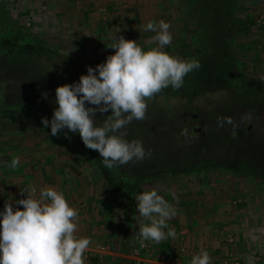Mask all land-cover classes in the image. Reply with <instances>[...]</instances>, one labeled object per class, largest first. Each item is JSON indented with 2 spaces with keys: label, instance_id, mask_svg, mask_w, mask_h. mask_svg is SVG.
<instances>
[{
  "label": "rangeland",
  "instance_id": "1",
  "mask_svg": "<svg viewBox=\"0 0 264 264\" xmlns=\"http://www.w3.org/2000/svg\"><path fill=\"white\" fill-rule=\"evenodd\" d=\"M0 6L8 11L15 26L23 29L24 37L40 40L53 51L59 50L56 52L59 58L61 53L65 57L58 60L60 63L43 59L44 62L40 61V64L44 63L42 70L40 64H28L26 72L14 70L17 77H22L25 82L19 91L10 80L12 75L7 70L0 71V110L12 107L17 98L24 97V109L33 113L30 118L33 116L38 120L36 124L31 120L2 119L0 123L6 122L0 126H5L14 137L47 138L49 146L62 149L57 151L64 154V161H60L69 170L68 175L83 187L82 195L86 194V200L90 201L89 196L93 200L90 219L99 218L100 231L108 237L111 233V238L100 240L90 248L96 251L95 261L91 263L139 262L141 255L136 258L133 250L141 243L139 225L145 220L139 216L135 200L138 194L132 188L140 186L139 182L143 181L144 189L149 190L151 182L146 177L151 173L155 178L161 176L160 179H164L158 186L161 190L169 186L168 182L175 191L180 185L191 188L193 192L186 190L188 193L185 195L191 198L190 202L195 197L201 198L194 193L200 189L198 186L207 184L211 187L202 188L204 192L200 195L204 196L203 199H195L191 204L202 209L198 216L211 210L208 229H203V223L199 225L206 218L198 217L195 218L200 222L192 225L194 230L189 232L181 226L189 244L183 243L170 253L178 264H190L191 254H200L202 250L209 253L211 264H220L226 258L236 259L241 264H258L259 258L264 256V182L249 176L252 172L264 173V0H238L237 14L229 21L233 32L230 40L232 67L254 83L253 92L257 97L244 90L241 101L232 97L228 99V86L234 92L246 88L239 75L230 74L212 79L214 82L221 79L220 83L226 84L208 88L198 103L192 100L191 95L186 98L175 96V91L183 97L182 93L189 90L185 88V82L180 87L182 91L172 87L163 89L167 94L148 108L151 120L147 125L146 116L144 123L133 121L127 126V139L142 142L145 158L112 170L104 167L97 151L91 150L95 160H87L89 155L79 147L78 140H71L68 134L66 138L64 133L69 131L63 130V133L52 136L50 127L44 128L42 118L51 120L56 107L55 89L79 82V77L87 74L85 65L95 68L108 55L114 54L115 50L109 47L113 38L123 36L135 40L145 51L158 47L152 39L156 33L144 30L149 21L158 23L164 20L171 25L169 31L173 42L163 51L187 60L196 48L192 43L195 25L191 0H0ZM0 32L8 35L3 34L6 33L3 29ZM69 55L78 64L62 68L72 61ZM23 59L28 63L34 61L30 56ZM57 66L61 68L58 74ZM169 88L170 93L167 92ZM42 93H47L46 99ZM234 101L237 105L226 107L228 102ZM191 105L193 107L189 108ZM217 107L222 108L204 117ZM110 114V111L103 115L97 113L95 119L100 123ZM227 118L233 123H228ZM185 129L187 135H182ZM18 151V148L13 150L15 156ZM196 156L198 158L195 159ZM234 158L238 160V170L233 167ZM181 168L209 173L177 182H174L175 178L166 177L172 176L169 172H180ZM115 178L118 180H113ZM204 200L211 203L202 205ZM181 249L186 252H181ZM118 250H123V256L112 255ZM178 250L179 254L175 252Z\"/></svg>",
  "mask_w": 264,
  "mask_h": 264
},
{
  "label": "clouds",
  "instance_id": "2",
  "mask_svg": "<svg viewBox=\"0 0 264 264\" xmlns=\"http://www.w3.org/2000/svg\"><path fill=\"white\" fill-rule=\"evenodd\" d=\"M170 28L164 20L149 21L144 30L156 33L152 39L158 47L147 51L135 40L113 38L109 47L114 54L95 68L89 66L79 82L56 87V107L51 120L42 118L44 128L50 127L52 136L65 129L79 133L84 146L97 151L109 170L142 161L146 156L143 144L127 139V126L146 118L148 100L165 88L179 89L184 78L201 66L198 60H184L163 51L173 42ZM42 97L46 99L47 93ZM109 111L111 114L98 123L96 114ZM227 122L233 123L230 118ZM182 135H187L186 129ZM2 163L15 170L20 158ZM25 192L27 198L15 201L22 207L6 202L0 212V264H85L84 253L92 242L89 237H77L78 211L63 193L51 187L41 188L39 198L35 187L21 195ZM135 200L139 216L148 222L139 225L142 246L145 241L160 243L176 237L175 229L167 223L176 215L173 205L156 190L141 192ZM190 264H211V257L202 250Z\"/></svg>",
  "mask_w": 264,
  "mask_h": 264
},
{
  "label": "crops",
  "instance_id": "3",
  "mask_svg": "<svg viewBox=\"0 0 264 264\" xmlns=\"http://www.w3.org/2000/svg\"><path fill=\"white\" fill-rule=\"evenodd\" d=\"M5 122L0 124L4 125ZM8 131L9 130H6L5 126H0V212L4 210V205L6 202L12 203L14 207H22L16 205L15 201L22 198H27V193L25 192L22 196L21 191L29 187H35L37 189V198H39V190L41 188L51 187L54 190L63 193L69 205L78 211L79 219L77 221V237H89L92 242L89 248L95 247L98 241L106 239L108 235L103 234L99 229L100 219H90L89 210H91L93 207V205H91L93 202L91 196H89L90 201L88 200V204V201L86 200V194L82 195L84 193V191L82 190L83 187L79 186L75 179L70 178V175H68L69 170H67L63 162H61L64 159V154H61L58 151H62V149L49 146L47 138L31 137L26 135L14 137L15 135L13 136V133ZM17 148L19 149V151L15 156L13 150ZM17 156L20 158V164L15 170L3 165V161H8L10 163L11 160ZM169 173H171L172 176L166 177L175 178L174 182L181 181L180 179L185 180L186 177L200 176L193 175V172H190L189 170L180 172L174 171ZM149 174L150 175H147L146 177L151 182L150 184H148L149 190H145L143 187V181H140L139 183H141V185H136V194L144 191L156 190L159 195L163 196L166 201L169 204L173 205L176 209V215L167 221L169 227L175 229L176 237H169L168 239L163 240L160 243L146 241L151 250L148 248V252L142 254L141 258H139L140 264H159L163 258L170 255L171 252H174V249H177L183 243H185V245L189 244L187 243L188 239L185 237V231L181 226H184L189 232L190 230H194L192 225H198V222H200L196 219L198 217L200 219L206 218L204 221L201 220L199 225L203 223L201 224L203 226V229H208V221L212 218L209 214L211 210L207 211L206 214L205 212H203L198 216L197 213L202 209L196 208L191 204L195 199H203L204 196L200 195L204 192L201 190L202 188H206L205 186H207L208 188L211 187H209L207 184L200 187L198 186V188L200 189L195 191L194 193L201 198L195 197L190 202L189 200L191 198L186 197L185 195L188 193L187 191L191 193L193 192L190 191L191 188H184L180 185L179 188L175 191L171 187V184L168 182L169 186L166 185L165 189L161 190V187L159 188L158 186L159 184H162V182H164L162 181L164 179H160V175L159 178H155L151 173ZM205 174L207 175V173ZM210 203H207L205 200L201 202L202 205H208ZM144 223L148 222L144 221ZM204 230L202 231L204 232ZM165 232H167V229H165ZM110 235L111 233L109 232L108 238H111ZM162 245L168 247L166 253L162 252ZM180 251L178 250L175 252L179 254ZM122 253L124 254L123 250H118L117 252H112V255L121 257L123 256ZM91 261H95V259H92ZM91 261H85V264H90ZM93 263L94 262H92L91 264Z\"/></svg>",
  "mask_w": 264,
  "mask_h": 264
},
{
  "label": "trees",
  "instance_id": "4",
  "mask_svg": "<svg viewBox=\"0 0 264 264\" xmlns=\"http://www.w3.org/2000/svg\"><path fill=\"white\" fill-rule=\"evenodd\" d=\"M191 2L194 8L193 16L195 25V32L193 34L194 36L192 38V43L196 45V48H193L192 54L187 58V60L192 57L191 59L198 60L201 66L199 69L192 71L184 78V82L187 85L185 86V88L189 90L182 93L183 97H180L181 95L178 94V91L174 92L175 96L179 98H186L191 95L190 97L192 98V100H194L195 102H199V99L203 97L202 94L205 93L208 88H213L216 84H219L218 87L222 86V84H226L220 83L222 82L221 79L217 82H214L212 79L221 77L222 75L230 74L236 76L239 75L240 79L245 82L246 85L244 87L246 88H242V90L238 89L236 90V92H234L230 91L232 90V88L228 86V99H231L232 97L233 99L237 98L239 99V101H241V92L244 90L245 92L250 93V95L252 94V96L256 98L257 94L253 92V87H255L254 83H250V81L245 76L241 75L239 71L233 69L231 64V58L233 55L231 44L232 41L230 40H232L233 32L232 27L229 25V21H232L237 14V10L239 8L238 0H191ZM7 12L8 11H6L4 8H1L0 6V29H3V31L6 32L3 34H8L2 35V33L0 32V71L7 70L8 73L12 75V78H10V80L15 83V86H17V89L19 91L25 85V82H23L21 76V78L17 77V73H15L14 70H17V72H26L25 70L28 68V64L39 65L40 61H45L43 59L60 63V61L58 60H61L65 57L63 53H61V58H59V56L56 54V52L59 50L53 51L47 44L42 43L40 40L24 37L25 33L23 29L15 26L14 21L10 19ZM14 30L17 32H14ZM26 56L34 58V61L29 63L24 62L23 58H25ZM69 56L72 61H68L67 64L70 66L63 64L64 66H62V68L65 66H67L66 68H72L73 65L78 64L77 60L74 57H72L71 55ZM43 65L44 63L40 64L41 70ZM88 67L89 66L85 65L86 69ZM56 68L58 69L57 74L60 73L61 68L58 66ZM64 70L67 73V70ZM184 90L185 89H183V91ZM168 91L170 93V88L169 90H167V92ZM180 91L182 90L180 89ZM164 94L167 93L166 91L162 90L153 99L147 101L148 107L146 113L147 119L145 120L147 121L146 125L151 120L148 108L151 107V104H154L156 101L162 99V96H164ZM25 99L26 98L24 97L17 98L16 101H14L11 105L12 107L1 109L0 120H13L17 122H28L29 120H31L32 123L37 124L38 120H36L33 116L32 118H30L31 114L33 115V113L28 109H24L23 107L25 104V102L23 103V100ZM234 103L235 101L233 103L228 102L226 104V107L230 104L237 105ZM192 107L193 106L191 105L189 108ZM10 108L17 109L11 110ZM196 108L194 109V111H197ZM221 108L222 107H217L207 114L203 113L204 117L210 115L216 110H220ZM227 110H230V107ZM2 111L3 113H1ZM4 111L6 112L4 113ZM196 113L202 114V112ZM142 122L144 123V120H142ZM65 131L68 130L65 129ZM67 134L71 138V140H78L77 143L79 144V147L85 150L89 155L87 157V160H95V157L92 155L91 150L84 146L79 133L68 132ZM67 143L69 144V142ZM189 148L191 149V146ZM98 169L102 170L101 167ZM201 173L205 174L209 173V171L206 172L200 170L197 172H193V175H201ZM103 174L105 175L104 172ZM248 174L250 173L248 172ZM249 177L259 178L262 182H264V173L252 172V175ZM113 180L117 181L118 179L115 178ZM162 248V252L166 253L168 247L162 245Z\"/></svg>",
  "mask_w": 264,
  "mask_h": 264
},
{
  "label": "built area",
  "instance_id": "5",
  "mask_svg": "<svg viewBox=\"0 0 264 264\" xmlns=\"http://www.w3.org/2000/svg\"><path fill=\"white\" fill-rule=\"evenodd\" d=\"M137 249H139V250H137ZM95 252H96L95 250H91L90 248H88V250L84 253L85 261L89 262L92 259H94L95 258V254H94ZM147 252H148V248H147L145 242H144L143 246L140 243L139 247L137 246L133 250L134 256L136 258H138L139 255H142V254L147 253ZM181 252L184 253L186 251L182 249ZM194 255H198V254H191L190 261H191V259H192V257ZM136 264H140V261L137 262ZM159 264H177V262L173 258V256L170 255V256H167V257L163 258ZM220 264H241V263L238 260H236V259L226 258V259H222ZM258 264H264V256H261L259 258Z\"/></svg>",
  "mask_w": 264,
  "mask_h": 264
},
{
  "label": "flooded vegetation",
  "instance_id": "6",
  "mask_svg": "<svg viewBox=\"0 0 264 264\" xmlns=\"http://www.w3.org/2000/svg\"><path fill=\"white\" fill-rule=\"evenodd\" d=\"M1 88H2V85H0V90H1ZM198 129H199V128H198ZM195 130H196V129H195ZM232 155H233V152H232ZM236 156H237V153H236ZM201 157H203V156H201ZM201 157H200V158H201ZM196 158H198V157L196 156L195 159H196ZM202 159H203V158H202ZM183 160L186 162V164H188L186 158H184ZM206 161H207V160H206ZM232 162H233V164H234L233 167H235L234 169H235V170H238L237 167H236L237 164H238V160L234 158ZM183 165H184V164H182V167H183ZM225 166H226V165H225ZM184 170H187V169L181 168L180 171H184ZM231 170H232V169H231ZM154 171H156V169H155ZM158 171H159V170H158Z\"/></svg>",
  "mask_w": 264,
  "mask_h": 264
}]
</instances>
